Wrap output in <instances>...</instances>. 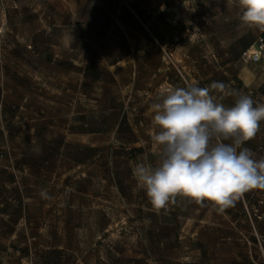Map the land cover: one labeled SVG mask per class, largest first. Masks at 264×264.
<instances>
[{"label": "rangeland", "instance_id": "1", "mask_svg": "<svg viewBox=\"0 0 264 264\" xmlns=\"http://www.w3.org/2000/svg\"><path fill=\"white\" fill-rule=\"evenodd\" d=\"M117 1L0 0V65L5 73L19 75L14 80L23 87L6 89V95L16 101L25 96L35 101L38 94L68 101L70 113L78 100L86 133H116L115 139L98 138L105 145L97 164H108L107 147H115L113 163L122 179L127 177L132 203L127 217L125 208L117 206L112 250L104 246L110 263L197 264L203 257L205 229L211 223L226 226L227 221L204 203L179 195L168 209L154 208L133 169L139 162L157 163L158 148L152 140L157 126L152 118L161 94L174 87L222 82L223 71L234 69L228 66V54L242 52L245 41L256 40L264 31L240 21L238 0H119L133 10L132 5L147 10L150 24L142 31L116 19ZM117 59L121 62L110 70ZM87 63L108 72L98 81L86 78L82 69ZM254 96L264 104V92ZM260 123L264 137V121ZM84 142L90 143L91 137L86 135ZM199 215L203 222L196 219ZM218 253L209 255L219 258ZM6 254L14 259L20 255Z\"/></svg>", "mask_w": 264, "mask_h": 264}, {"label": "crops", "instance_id": "2", "mask_svg": "<svg viewBox=\"0 0 264 264\" xmlns=\"http://www.w3.org/2000/svg\"><path fill=\"white\" fill-rule=\"evenodd\" d=\"M253 42L247 40L248 44ZM2 52L0 42V57ZM228 56V66L234 69L223 71L222 82L260 104L254 95L264 92V63L248 61L241 53ZM120 62L117 59L108 68L111 70ZM17 76L5 73L0 65V264H95L93 259L97 264H113L104 254V246L112 250L110 238L118 218L117 206L125 208L124 217H127L126 208L131 205L132 196L127 177L122 179L113 163L117 157L111 155V150L115 147L110 143L107 147L108 164L97 163L101 160V146L105 145L98 138L115 139L116 133H86L78 100L70 113L68 101H54L43 94L36 95L35 101H28L26 96L20 101L12 99L6 95V89L23 91L22 85L14 80ZM64 90L68 92L67 87ZM234 99L222 102L232 106ZM86 135L91 137L87 144ZM244 147L250 148L256 159L264 157L260 129ZM128 178H131L130 169ZM42 190L51 198H42ZM262 199V189H252L227 209L221 210L211 201H204L227 224L211 223L205 229L203 257L197 264H264ZM196 219L203 222L205 218L199 215ZM210 251L219 252V258L211 257ZM12 252L20 254L19 258L6 254ZM110 255L117 258L112 252Z\"/></svg>", "mask_w": 264, "mask_h": 264}, {"label": "clouds", "instance_id": "3", "mask_svg": "<svg viewBox=\"0 0 264 264\" xmlns=\"http://www.w3.org/2000/svg\"><path fill=\"white\" fill-rule=\"evenodd\" d=\"M238 6L243 24L264 31V0H238ZM226 96L235 98L232 106L222 102ZM152 119L157 163L139 162L133 175L154 208H166L179 195L223 210L245 192L264 189V157L244 147L264 121V104L221 81L190 84L161 94ZM40 195L51 198L43 190Z\"/></svg>", "mask_w": 264, "mask_h": 264}, {"label": "trees", "instance_id": "4", "mask_svg": "<svg viewBox=\"0 0 264 264\" xmlns=\"http://www.w3.org/2000/svg\"><path fill=\"white\" fill-rule=\"evenodd\" d=\"M118 3V11H117V17L120 22H122L125 25L128 26H134L138 30L142 31L144 30L145 26H149L150 24V19L148 16L145 15V12L142 11L137 5H132L134 8V12L125 4L121 3L119 0L117 1ZM264 37V33L261 34ZM258 39V38H257ZM255 40V42L257 41ZM255 42L252 44H248L247 41L244 42L243 47H242V52L241 53L243 56V52L246 51L248 48H250ZM155 47H157L156 43H154ZM158 48V47H157ZM264 63V59L262 61ZM103 72H108L106 69L102 67H98L94 64L88 63L85 68H84V73L86 78H91L94 81L101 80L104 76ZM111 77L115 76L113 74H110ZM115 80V79H113ZM136 150L142 151L140 147H137Z\"/></svg>", "mask_w": 264, "mask_h": 264}, {"label": "built area", "instance_id": "5", "mask_svg": "<svg viewBox=\"0 0 264 264\" xmlns=\"http://www.w3.org/2000/svg\"><path fill=\"white\" fill-rule=\"evenodd\" d=\"M243 57L248 61L261 62L264 59V37L260 35L257 41L246 51L243 52ZM169 206V204H168ZM168 206L166 209H168Z\"/></svg>", "mask_w": 264, "mask_h": 264}]
</instances>
